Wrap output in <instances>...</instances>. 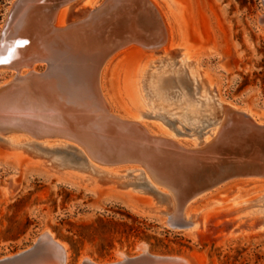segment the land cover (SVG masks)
<instances>
[{
	"label": "rangeland",
	"instance_id": "374dc122",
	"mask_svg": "<svg viewBox=\"0 0 264 264\" xmlns=\"http://www.w3.org/2000/svg\"><path fill=\"white\" fill-rule=\"evenodd\" d=\"M13 1L0 0V29ZM96 1L98 5L102 0ZM152 1L165 23L167 37V26L173 28L175 57L167 59L158 49L154 54L158 58L153 56L154 61L145 68L141 83L145 100L139 109L146 115L144 122L157 131L189 141L207 137L216 127L212 123L216 116L204 107L201 87L190 78L188 69L181 68L184 53H187L184 58L193 62L204 79L215 83L213 93L225 104L247 107L253 115L264 108V29L257 23L263 10L262 0ZM135 57L132 63H138L144 55ZM124 61L118 58L109 66L113 101L107 100L113 111H123L127 106L124 93H119L120 88L123 91L124 86L128 88L127 74L131 69L121 66ZM43 67L40 64L36 69L42 71ZM0 72H4L0 73V83L9 79L10 70ZM162 76L169 80L158 88L156 79ZM43 139L46 138L34 140ZM76 155L59 147L14 149L0 141V258L30 247L47 228L65 244L66 264H78L83 256L94 261L116 260L118 254L133 257L139 255L138 245L145 246L151 254L183 256L190 264H264V228L248 238L228 241L226 237L230 218L245 215L236 226L245 220L262 219L264 181L234 179L196 203L193 213L212 204V200L222 202L235 197L238 202L233 203L236 213L231 217L225 216L221 208L232 204L231 201L211 206L209 211L217 216L211 217L201 234L191 238L180 229H172L159 219L129 208L121 197V193L127 192V187H123L125 179L107 176V180L97 184L98 192L93 194L57 182V168L71 169L56 164L62 161L76 167L80 161ZM16 165L24 166L15 170ZM247 200L248 203L243 202ZM219 206L221 212L214 211Z\"/></svg>",
	"mask_w": 264,
	"mask_h": 264
},
{
	"label": "bare ground",
	"instance_id": "6f19581e",
	"mask_svg": "<svg viewBox=\"0 0 264 264\" xmlns=\"http://www.w3.org/2000/svg\"><path fill=\"white\" fill-rule=\"evenodd\" d=\"M96 3V0H65L54 13L51 22L47 26L49 39L50 42H53V46L55 45L61 50L70 47L74 52H78L76 53L77 56L82 55L80 54L82 51H85L84 54L87 53L84 55L85 58L83 60H79L87 61L89 70L86 76L82 78L78 76L79 79L77 77L75 79L73 74L65 72L53 74L51 72L50 80H45L37 73L34 61L29 62L25 58L18 59L17 55L15 56L14 40L11 38L15 36V19L18 18L17 16L20 13L25 11L21 10L24 6L18 8L16 13L14 12L11 21L8 23V28H5L4 34H0V71H11L9 79L0 83V141L2 144L14 149L30 147L33 150L37 148L45 150V148L59 147L62 150L74 151L77 154L76 156L80 158L78 164L75 165L76 167H71L73 165L62 161L58 162V164L55 163L56 167L66 166L71 169L70 171H65L57 168L59 173H55L57 182L66 183V185L74 188H82L86 192L97 193V184L107 180L109 178L107 176H113L118 178V180L119 178L125 179L123 187H127V192L121 193L124 203L136 213L146 217H153V215L130 207L127 203V194L139 193L143 186L152 187L156 190L158 201L163 204L161 205L162 207H155V216L160 217L168 224L181 222L183 224L181 232L191 238H195L200 231L209 225L211 217L217 216L213 214V211H209L211 206L222 205L224 202L231 201L232 204L227 203L221 207L223 209L222 212L228 217L235 215L236 210L233 209V205H235L233 203L237 201L235 197L222 202H214L212 200V204L204 206L197 213L192 212L194 211L192 207H195L196 203L229 182L202 193L185 203L178 201L175 194L162 190L153 183V181H160L157 176L151 177L137 165H127V163H132L130 162L132 157L128 154L135 149L130 132L137 131L139 133L142 131L154 138L156 142H158L156 139L158 138L159 140L170 142L171 145L173 143V146L195 147L208 143L217 134L225 123L230 111L253 118L254 115L247 107L225 104L218 94L213 93L212 87L215 83L209 79L207 80V78L204 79L198 68L193 65V62L184 58V55L187 54L184 53L180 60L181 68L184 70L188 69V74L192 76L190 78H193L201 87L202 94L205 96L203 99L204 107L211 110L210 112L212 113L210 114L216 116L214 117V122H212L215 123L216 127L207 137H199L196 141L175 138L169 132H160L152 128V126L144 122L143 119H145L146 115L140 111L145 100L141 92L143 87L141 85L142 77L149 63L158 58L154 56L156 50L160 49L164 54L162 56L167 57V59L175 57L173 52L175 43L172 39L173 31H171L173 28L171 29L168 23L169 34L167 37L165 23L152 0H104L102 5L98 6L95 5ZM106 15L107 17H105ZM262 24L261 27L264 29V21ZM84 31L89 33L98 31V35L88 37L94 45H83L78 41ZM16 41L17 44L23 42L21 39ZM119 43L121 44L119 45ZM115 45H118V47L112 50L111 48ZM140 54H143L144 57L141 60L139 58L140 61L138 63H132V60H134L133 56ZM118 58L125 60L121 63V66H128L127 70L131 68L127 74L126 84H128V88L124 86V91L120 88L119 92L120 94L124 93L123 99L126 102L125 105H127L123 106L125 108L123 111H113L107 100H112L109 92V66ZM145 58L147 60L143 63ZM74 61L76 60L74 59ZM180 76H178L179 79H182ZM156 80L158 88H161L165 82L168 83L167 80L169 79L166 80L162 76ZM53 83L59 84L62 88L70 85L71 94L65 95L61 91L51 90ZM193 106V103L189 104L190 111L194 110ZM62 115H66L71 122L80 126V129L70 128L61 117ZM259 117L262 120L264 119V111L260 113ZM86 118L87 120H84ZM90 126L95 130L92 129L91 131L89 129ZM127 130L130 132L127 133ZM4 134L9 135L6 137L1 136ZM32 138L54 139L51 141L46 139L44 141L43 139V141L37 142ZM17 160L19 161V159ZM14 162L16 163V161ZM25 162L27 163L26 160ZM25 162L23 161V163ZM122 166L125 167L120 169L119 167ZM20 167L16 165L14 168L18 170ZM121 172L124 173L121 174ZM126 176H130V178L126 179ZM235 180L264 181V179ZM138 198L142 202L151 201L147 197L139 196ZM243 202L248 203V200ZM218 210L220 211V206L214 211ZM255 211L259 212L258 209ZM208 212H211L210 217H208ZM260 215L262 217L260 220H252L251 222L245 220L237 226L235 225L236 222L245 217V215H240L234 220L230 218L228 221L230 225L229 233L226 236L228 241L252 237L255 232L264 228V212ZM137 252L139 255L133 257L118 254L117 259L112 261H94L89 257L83 256L78 264H127V262L145 264L148 261L147 259L158 260L170 257L151 254L142 245H138ZM67 253L65 244L53 236L49 229L45 228L41 232L35 246L5 255L0 258V261L4 260L2 264L12 263L9 261H18L34 255L33 260L30 262L26 261L24 264H66ZM171 258L180 259V263L176 264H190L183 256L171 255Z\"/></svg>",
	"mask_w": 264,
	"mask_h": 264
},
{
	"label": "water",
	"instance_id": "95a60500",
	"mask_svg": "<svg viewBox=\"0 0 264 264\" xmlns=\"http://www.w3.org/2000/svg\"><path fill=\"white\" fill-rule=\"evenodd\" d=\"M64 1L14 0L0 29V34H4L14 12L16 13L18 8L24 6L21 10L25 11L15 19V36L11 38L14 40L15 56L17 55L18 59L25 58L29 62L34 61L36 66L44 64L43 70H37V73L45 80H50L51 72L53 74L65 72L73 74L75 79L76 77L79 79L78 76L80 78L86 76L89 70L88 62L79 60L85 58L84 55L87 54H84L85 51L80 53L82 55L77 56L76 53L78 52H74L70 47L61 50L55 45L53 46V42H50L47 26ZM103 2L104 0L98 5H102ZM262 3L263 10L257 16L259 26L263 25L262 22L264 21V0H262ZM97 32L84 31L78 41L83 45L89 44V46H92L93 43L90 42L88 37L98 35ZM17 39H21L23 42L17 44ZM117 47L118 45H115L111 49L115 50ZM51 86H53L51 90L61 91L65 95L71 94L70 85L62 88L59 84L53 83ZM262 111H264V108L257 109L254 118L230 111L217 134L208 143L195 147L173 146V143L171 145L170 142L158 138H156L158 141L156 142L154 138H151L145 132L138 131L139 133H137L136 131L131 133L127 130V133L130 132L132 136L133 145H135V149L128 154L132 157V160H130L132 163H127V165H137L151 177L157 176L160 181H153V183L158 188L175 194L176 199L183 203L234 179H264V119L262 120L259 117ZM61 117L70 128L80 129V126L71 122L66 115ZM84 120H87V118ZM89 129L92 131L93 128L90 126ZM138 194L146 195L147 199L151 201H139ZM127 203L138 211L151 213L152 218L159 219L163 225L172 229L181 230V227H183V224L179 221L168 224L160 217L155 216V207L163 204L158 201L156 190L152 187L143 186L139 193L127 194ZM39 237L40 235L31 245L32 247L37 244ZM33 256L18 261L11 260L9 262L12 263L5 264H24L26 261L33 260ZM167 256L170 257L158 260L147 259L148 261L145 264H155L157 262H159L158 264L180 263L179 258H171V255ZM3 261H0V264ZM127 264L131 263L127 262Z\"/></svg>",
	"mask_w": 264,
	"mask_h": 264
}]
</instances>
